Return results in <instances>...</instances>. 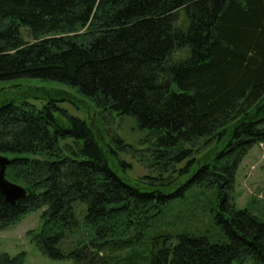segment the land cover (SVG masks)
Returning <instances> with one entry per match:
<instances>
[{
	"label": "trees",
	"instance_id": "obj_1",
	"mask_svg": "<svg viewBox=\"0 0 264 264\" xmlns=\"http://www.w3.org/2000/svg\"><path fill=\"white\" fill-rule=\"evenodd\" d=\"M25 79L134 119L153 173L129 179L128 146L61 109L69 94L33 96L42 108L0 95L6 178L27 190L15 205L0 193V230L44 210L34 241L55 261L264 264V220L231 198L242 159L264 144V0H0V83ZM178 197L189 216L213 205L220 238L171 232Z\"/></svg>",
	"mask_w": 264,
	"mask_h": 264
},
{
	"label": "rangeland",
	"instance_id": "obj_2",
	"mask_svg": "<svg viewBox=\"0 0 264 264\" xmlns=\"http://www.w3.org/2000/svg\"><path fill=\"white\" fill-rule=\"evenodd\" d=\"M0 91H2L0 95L4 99L27 101L38 108H42L47 101L44 99L37 100L33 96L42 98L50 93H58L57 97L61 98L64 97L61 94L62 92L69 94V100L58 103L61 109L66 110L69 115L83 121L88 123L93 122L98 129H105V133L102 135L108 139L119 136L124 144L128 146L123 151L119 150V152L121 158L131 165L127 174L129 179L135 181L153 173L152 169L148 168L145 163V159L148 160L149 158V154L145 153L146 148H148V143L146 142L148 134L146 131L138 128L134 119H117L115 114L101 113L92 101L79 94L75 89L56 82L33 79L15 80L0 83ZM30 95L32 97H29ZM64 121L66 120L64 119ZM74 140L70 139L66 143L62 142V146L75 147ZM117 147H121V145H117ZM67 153L70 154V152ZM180 166L182 167L183 164H180ZM184 181L185 179L181 178L178 182ZM187 193L186 191L185 194ZM231 198L238 210L246 209L256 217L264 220V144L254 146L242 159L236 174ZM174 201L176 202L175 205H184L182 207L184 209L181 210L182 217L179 219L172 217L171 221L174 223V226L171 228V232L181 233L187 231L207 236L212 241L220 238V230L214 224L212 217L214 214L213 205L204 203V209L200 208L193 215L189 216V213L192 211L187 210L188 207L184 203L183 198L178 197ZM80 208H84V211L86 210L85 205L76 203L75 210L78 218ZM43 212L44 210L32 212L20 218L14 225L0 230V253H6L13 257L26 253L24 264H73V262L69 261L49 259L38 250L34 241V235L42 227ZM80 220L83 221V217ZM77 238H79L78 235L75 237L71 236L67 241V246L72 247ZM63 248H65L64 245Z\"/></svg>",
	"mask_w": 264,
	"mask_h": 264
},
{
	"label": "water",
	"instance_id": "obj_3",
	"mask_svg": "<svg viewBox=\"0 0 264 264\" xmlns=\"http://www.w3.org/2000/svg\"><path fill=\"white\" fill-rule=\"evenodd\" d=\"M10 162L8 157L0 155V193L7 203L15 205L26 198L27 190L7 180L6 170Z\"/></svg>",
	"mask_w": 264,
	"mask_h": 264
}]
</instances>
